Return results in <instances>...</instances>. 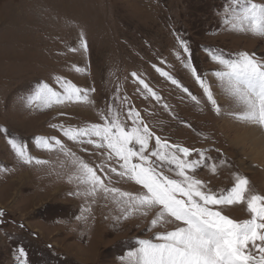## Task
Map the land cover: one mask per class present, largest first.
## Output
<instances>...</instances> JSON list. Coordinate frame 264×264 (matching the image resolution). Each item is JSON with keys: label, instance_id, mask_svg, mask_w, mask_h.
<instances>
[{"label": "rangeland", "instance_id": "374dc122", "mask_svg": "<svg viewBox=\"0 0 264 264\" xmlns=\"http://www.w3.org/2000/svg\"><path fill=\"white\" fill-rule=\"evenodd\" d=\"M225 6L226 0H0V129H7V135L0 132V264H20L21 248L28 264H128L127 253L138 239L165 230L148 231L151 215L118 222L119 209L110 199L93 202L74 195L78 187L68 180L74 171L70 158L58 146L47 151L36 143L40 137L60 139L98 166L104 158L91 155L95 150L90 145L69 141L59 126L102 123L100 113L113 107L124 118L131 105L156 135L204 151L210 163L219 166L226 160L215 175L207 168L197 170V178L213 192L229 190L239 174L250 181L252 194L264 196V145L257 146L254 136L258 127L233 118L238 109L212 75L219 66L207 55V50H222L229 56L241 51L264 56V39L227 30ZM81 34L87 52L80 47ZM177 37L187 42L191 63L213 86L221 114L215 113L182 63L187 54ZM77 67L83 71L76 72ZM157 69L176 78L201 104ZM56 77L94 89L88 92L93 104L28 107L26 98L40 83L59 90ZM137 77L163 98L161 103L144 97ZM13 137L27 145L35 159L48 163L20 162L7 143ZM196 158L194 153L189 159ZM114 186L139 190L126 181ZM85 207L91 214L83 213ZM82 213L86 221L77 219ZM223 214L237 221L251 218L246 205L224 207Z\"/></svg>", "mask_w": 264, "mask_h": 264}, {"label": "snow or ice", "instance_id": "6c2138e0", "mask_svg": "<svg viewBox=\"0 0 264 264\" xmlns=\"http://www.w3.org/2000/svg\"><path fill=\"white\" fill-rule=\"evenodd\" d=\"M223 16L227 30L264 39V0H226ZM177 39L187 54L182 63L190 70L215 113L221 114L213 86L191 63L192 53L187 42ZM80 47L88 51L83 34ZM207 55L219 66L212 75L238 109L233 112V118L264 130V56L247 51L229 56L222 50H207ZM177 59H181L179 53ZM74 70L83 71L78 67ZM157 71L192 102L201 104L196 95L168 72ZM55 80L59 90L47 82L40 83L26 98L27 106L50 109L67 104H93L88 92L94 89H81L63 77ZM137 80L146 99L150 97L161 103L163 98L144 79L137 77ZM162 107L170 111L166 103ZM100 119L102 123L83 127L59 126V131L69 141L90 145L95 150L91 155L104 158L98 166L77 156L60 139L40 137L36 143L47 151H54L58 146L59 151L70 158L74 171L68 180L78 187L74 195L91 198L93 202L97 198L110 199L119 209L118 222L137 215H151L148 231L165 229L155 232L151 239H138L135 249L127 253L128 264H264V196L251 193L246 177L236 174L229 190L213 192L204 180L197 178V170L207 168L215 175L226 160H221L218 166L209 162L210 157L204 151L170 143L156 135L131 105L124 118L120 110L113 107L107 113H100ZM0 132L7 135V129ZM7 143L25 165L48 163L31 156L27 145L14 137ZM81 150L89 151L87 147ZM194 153L197 158L189 159ZM125 181L139 186V190L132 192L114 186ZM233 205H246L251 218L237 221L223 214L224 207ZM91 211L90 207L83 209V213L91 214ZM83 213L77 219L86 221ZM3 216L4 212L0 211V218ZM27 256L23 248L18 250L20 264H28Z\"/></svg>", "mask_w": 264, "mask_h": 264}, {"label": "bare ground", "instance_id": "6f19581e", "mask_svg": "<svg viewBox=\"0 0 264 264\" xmlns=\"http://www.w3.org/2000/svg\"><path fill=\"white\" fill-rule=\"evenodd\" d=\"M254 136H255V140H256V144L257 146L258 145H264V137H263V133H262V130L260 128L256 129L255 128V133H254ZM260 176V175H259ZM257 181H259V179H256ZM256 181V182H257ZM251 190V189H250ZM255 190V189H254ZM255 192V191H254Z\"/></svg>", "mask_w": 264, "mask_h": 264}]
</instances>
